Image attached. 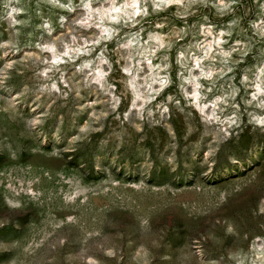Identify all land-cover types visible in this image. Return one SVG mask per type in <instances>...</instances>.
<instances>
[{
    "label": "rangeland",
    "instance_id": "rangeland-1",
    "mask_svg": "<svg viewBox=\"0 0 264 264\" xmlns=\"http://www.w3.org/2000/svg\"><path fill=\"white\" fill-rule=\"evenodd\" d=\"M0 264H264V0H0Z\"/></svg>",
    "mask_w": 264,
    "mask_h": 264
}]
</instances>
